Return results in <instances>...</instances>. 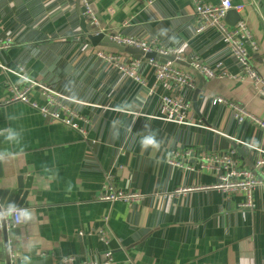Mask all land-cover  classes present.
<instances>
[{
    "label": "crops",
    "instance_id": "1",
    "mask_svg": "<svg viewBox=\"0 0 264 264\" xmlns=\"http://www.w3.org/2000/svg\"><path fill=\"white\" fill-rule=\"evenodd\" d=\"M88 1L97 29L109 36L155 39L178 49L180 60L221 65L239 75L241 66L224 35L215 27L196 31L192 0ZM232 2L244 7L226 22L248 23L259 44L258 51L250 50L253 62L263 69L264 0ZM7 37L14 45L2 52L1 62L15 69L22 65L28 77L64 95L67 109L88 119L79 121L84 137L27 103L8 101L10 84L21 81L0 68V188L14 185L17 175L32 176L25 223L8 242L13 255L44 264H264V184L255 189L253 206L243 208L241 193L205 188L218 181L217 172L169 161L173 149L234 150L241 166L264 178V163L258 164L264 159L259 151L264 130L250 119L240 122L228 103L238 102L264 119V97L249 79L205 77L194 99L196 75L194 89L177 91L156 81L148 58L139 59L140 80L134 79L99 55L116 50L90 42L76 0H0V38ZM121 54L125 63L136 59ZM164 94L181 95L191 105V119L206 127L162 119ZM218 96L227 102L216 103ZM31 97L45 100L38 90ZM9 130L19 134L18 141L6 139ZM149 134L158 147H141ZM196 154L184 159L183 167L197 163ZM108 175L114 188L140 191L142 198L99 199ZM179 188L188 190L177 193ZM4 237L0 229V264H6L8 252Z\"/></svg>",
    "mask_w": 264,
    "mask_h": 264
},
{
    "label": "built area",
    "instance_id": "2",
    "mask_svg": "<svg viewBox=\"0 0 264 264\" xmlns=\"http://www.w3.org/2000/svg\"><path fill=\"white\" fill-rule=\"evenodd\" d=\"M81 5L86 7L85 15L89 18L92 25H98L95 13L90 7L88 0H80ZM194 8V14L196 16V31L198 33L207 30L211 27L217 28L223 35L230 48V51L235 56L241 66L239 75H232L228 71L221 69V65L216 67H210L200 61L193 60L190 64L198 69L206 78H215L217 76H227L233 78L249 79L251 81V87L255 93L264 94V65L263 69L256 67L253 62L252 54L250 50L258 51L259 44L253 37V33L248 23L240 19L235 24H228L224 18L230 9H235L240 12L244 5L234 4L232 0H192ZM111 39L119 44L126 46H132L142 49L144 52L156 51L163 55H175L176 58L182 59V55L178 49L164 46L158 40L147 41L141 38H135L130 36L121 35L115 33L110 35ZM14 45L12 37L5 39L0 38V58L2 52L10 49ZM100 56L106 57L108 60L115 63L123 72L140 80V76L136 73V65L139 59H132L130 62L125 63L121 60V53L118 51L108 52L102 50L99 52ZM184 59V58H183ZM151 65H153L156 73V81L158 83H165L168 87H172L177 91H181L183 88L194 89L196 87L197 79L194 72L190 68L180 67L175 62L157 59H149ZM0 68L8 73H12L20 78V84H10L12 95L8 101L20 100L29 104L31 107L37 109L42 114L49 116L54 121H59L65 125L73 127L81 132L86 137V130L84 126L79 124V121L85 123L88 119L77 115L66 108L64 99L66 97L38 80L28 77L24 71L23 66L18 65L17 69L9 67L0 60ZM38 90L44 95V102H40L37 99L31 97V92ZM163 109L164 115L162 119L170 122L203 126L201 121H194L191 119L190 111L191 105L181 95H163ZM216 103L227 102V100L221 96L216 97ZM233 109L235 117L243 122L246 119H250L256 125L260 126L264 130V119L254 115L247 110L243 105L235 101L228 102ZM65 113L63 114V112ZM241 142V141H239ZM242 145L247 143L241 142ZM250 146V145H248ZM255 149V147H253ZM264 154V151L259 150ZM193 149H173L171 151L170 163L176 167L187 168L189 170H209L218 173V181L212 186H206L205 188L212 187L221 189L229 194L241 193L243 199L239 203L240 207L251 208L254 204L255 189L264 184V178L260 177L255 169L241 166L240 161L235 156V151L230 152H216L198 151L195 153ZM198 156L197 163L188 162L185 167L182 162L184 159H188L190 156ZM264 163V159L260 160L258 164ZM107 183L104 185V190L99 196L101 200L109 201H123L132 203L142 198L140 191L135 190H123L114 188L110 181V175L107 176ZM194 189V187H192ZM188 189L179 188L176 192L185 191ZM26 207L15 206L13 208H0V229L5 226L7 230H13L25 223ZM103 241L107 244L108 239L104 235V232H100ZM107 255L110 256V250L107 251ZM80 264H99L94 260H87Z\"/></svg>",
    "mask_w": 264,
    "mask_h": 264
},
{
    "label": "water",
    "instance_id": "3",
    "mask_svg": "<svg viewBox=\"0 0 264 264\" xmlns=\"http://www.w3.org/2000/svg\"><path fill=\"white\" fill-rule=\"evenodd\" d=\"M89 3H90V7L94 11L93 4L90 1ZM76 9L81 17L82 31L86 34V36L88 37V39L94 46L101 45V46L109 47V48L115 49L118 52L130 54L134 56L136 59H142V58L157 59V60L165 59V60H169L172 62H180L181 64L186 65L189 68H191V70L194 72V74L197 76L199 80V83L195 91V96H194V99L196 98V96L198 95L202 87L204 86L205 76L198 69L194 68L188 61L180 60L176 58L175 55H163L156 51L144 52L142 49L137 48V47L119 44L113 41L108 34L97 29L96 25L90 24L89 18L85 15V12L87 9L85 6L81 5L80 0H76ZM232 13H237V11L235 9H230L227 12L224 20L228 21ZM239 17L240 15L238 14V19ZM235 23H232V25ZM262 97H264V94H262ZM235 147L237 148V151L240 154L242 155L244 154L243 150L240 147L236 145ZM3 176L4 174L0 171V178H3ZM14 181H15L14 185H7L4 188H0V208L1 207L13 208L15 206H23L27 196L30 194L32 176L17 175L15 176ZM1 230H3L4 232L5 245L8 248V252L6 256V264H44L42 261H31L30 258L17 257L13 255L9 249L8 242L9 240L13 239V237L15 236L18 237L19 230L18 228H15L13 230H7L5 226H3Z\"/></svg>",
    "mask_w": 264,
    "mask_h": 264
},
{
    "label": "clouds",
    "instance_id": "4",
    "mask_svg": "<svg viewBox=\"0 0 264 264\" xmlns=\"http://www.w3.org/2000/svg\"><path fill=\"white\" fill-rule=\"evenodd\" d=\"M18 136H19L18 133H16L13 130H9L6 139L9 141H18ZM140 143H141V147L145 149L148 148L149 146L153 148H156L159 146L158 141L155 139L154 134H149L143 137Z\"/></svg>",
    "mask_w": 264,
    "mask_h": 264
},
{
    "label": "rangeland",
    "instance_id": "5",
    "mask_svg": "<svg viewBox=\"0 0 264 264\" xmlns=\"http://www.w3.org/2000/svg\"><path fill=\"white\" fill-rule=\"evenodd\" d=\"M230 49V48H229ZM161 60V62H164L165 61V59H160ZM218 152H220V153H223V152H230V150L229 151H218Z\"/></svg>",
    "mask_w": 264,
    "mask_h": 264
}]
</instances>
